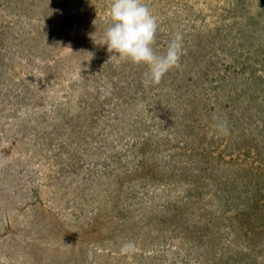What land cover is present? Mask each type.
<instances>
[{
  "label": "rangeland",
  "instance_id": "obj_1",
  "mask_svg": "<svg viewBox=\"0 0 264 264\" xmlns=\"http://www.w3.org/2000/svg\"><path fill=\"white\" fill-rule=\"evenodd\" d=\"M0 264H264V0H0Z\"/></svg>",
  "mask_w": 264,
  "mask_h": 264
}]
</instances>
